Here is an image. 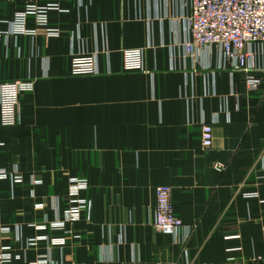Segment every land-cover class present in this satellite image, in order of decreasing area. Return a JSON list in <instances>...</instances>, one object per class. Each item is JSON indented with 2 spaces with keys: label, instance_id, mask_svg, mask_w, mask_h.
<instances>
[{
  "label": "crops",
  "instance_id": "crops-1",
  "mask_svg": "<svg viewBox=\"0 0 264 264\" xmlns=\"http://www.w3.org/2000/svg\"><path fill=\"white\" fill-rule=\"evenodd\" d=\"M48 4L59 6L48 12L59 36L33 17L24 32L14 28L17 12ZM190 12V0H0V83L34 84L21 95L18 124L2 125L0 110V168L43 179L34 198L0 180V226L22 228L20 241L0 231L10 264H244L264 256V56L251 90L247 73L223 68L216 52L182 55ZM104 46L110 73L104 55L101 74L69 72L74 52ZM126 48L145 50V71L123 69ZM203 122L213 127L209 148ZM73 176L90 180L82 193L90 215L60 230L31 226L64 219ZM161 185L173 187L189 238L155 229ZM40 236L65 244L27 246Z\"/></svg>",
  "mask_w": 264,
  "mask_h": 264
},
{
  "label": "built area",
  "instance_id": "built-area-1",
  "mask_svg": "<svg viewBox=\"0 0 264 264\" xmlns=\"http://www.w3.org/2000/svg\"><path fill=\"white\" fill-rule=\"evenodd\" d=\"M191 12L183 18L186 24V40L183 42L184 56H193L203 51L216 52L221 58V66L234 71H245L248 88L254 90L260 87V79L256 75L259 65L258 57L264 56V0H190ZM57 4L46 6L28 5L17 12L14 28L24 32L29 17L35 18L38 27H44L48 36H59V30L51 27L48 22V12L58 9ZM1 36V35H0ZM111 51L107 46L94 52L79 51L72 54L70 73L74 76L98 75L102 73L100 57L107 58V72L110 71L109 58ZM123 69L125 71H145V50L142 48H126L122 52ZM111 72V71H110ZM109 72V73H110ZM34 90L30 79L0 83L1 124L13 126L18 124L20 98L24 92ZM202 144L209 148L213 144V127L202 123ZM2 146V144H0ZM10 180L13 184L21 182L20 174L8 172L0 168V180ZM40 184L35 181V185ZM88 190L85 180H74L71 186L70 206L65 211L64 219L36 227L41 230H60L66 228L67 222H76L84 215L91 213L90 200L83 199L82 193ZM173 187L161 185L156 188L157 202L154 209L153 225L155 229L166 236H173L179 242L183 230L189 238L192 233L190 226L173 211ZM1 233L16 234L20 241L21 228H0ZM20 233V234H19ZM264 237V228H263ZM38 241H46L51 245L65 244L62 238L40 236L27 241V246H34ZM0 248V264H10L15 256L11 253L12 246L2 243ZM236 256H230L228 261H235ZM246 264H264V256L254 255Z\"/></svg>",
  "mask_w": 264,
  "mask_h": 264
},
{
  "label": "rangeland",
  "instance_id": "rangeland-1",
  "mask_svg": "<svg viewBox=\"0 0 264 264\" xmlns=\"http://www.w3.org/2000/svg\"><path fill=\"white\" fill-rule=\"evenodd\" d=\"M69 72H70V70H69ZM132 72H135V71H132ZM90 76H92V75H81V77H79V78H88V77H90ZM20 103H21V99H20ZM19 120H20V118H19ZM64 146L63 145H55V146H53V148L56 150V152H57V154L58 155H61V152L63 153V151H61V149L63 148ZM67 148V147H66ZM72 150L74 151V152H76V150H75V148H72ZM59 151H61V152H59ZM15 170H18L17 169V167H15ZM17 173H19L20 174V177H21V182H19V183H16V184H13V182H11L13 185H15V186H21V188H24L25 190H28V191H30L31 190V197L32 198H34L33 196V194H32V192H33V189H34V186H36L35 185V181L37 182V183H40V184H43V179H42V177L40 176V175H38V174H34V173H32V174H30V176L29 177H26L22 172H17ZM74 180H85V181H87V184H88V190H86V191H84V192H87L88 193V191L90 190V186H91V183H90V180H89V178L88 177H86V176H73L72 178L70 177V180L68 181V185H67V192H70V189H71V186H72V184H73V181ZM40 184H37V185H40ZM49 200H51V202L52 203H56V201L57 200H59V197L58 196H52L51 198H48ZM83 199H86V200H90V202H91V199L88 197V196H85V197H83ZM70 202H71V199H70V195H69V193H68V197H67V205H68V207H67V209L69 208V206H70ZM45 205H46V201H40V202H38L37 204H36V206H37V208L38 209H43V208H45ZM91 208H92V204H91ZM61 218V216H58L57 217V219L55 220V221H57V220H59ZM55 221H48V223H56ZM34 224H32L31 226H34L36 229H38V230H40L39 228H37L36 226L37 225H40V224H37V223H35V222H33ZM5 227H7V228H10V229H12V227L11 226H0V228L2 229V228H5ZM17 227H19V228H21L20 227V225H15V228H17ZM22 229V228H21ZM13 230V229H12ZM47 230V229H46ZM3 234V233H2ZM9 234H13V232L12 233H9ZM3 235H8V234H3ZM1 240V239H0ZM39 242V241H38ZM231 262V261H230ZM244 264H246V263H244Z\"/></svg>",
  "mask_w": 264,
  "mask_h": 264
}]
</instances>
